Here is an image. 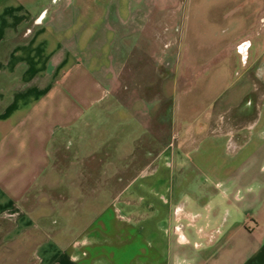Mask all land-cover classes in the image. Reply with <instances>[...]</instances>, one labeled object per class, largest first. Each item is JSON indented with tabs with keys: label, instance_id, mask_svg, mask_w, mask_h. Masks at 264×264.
<instances>
[{
	"label": "crops",
	"instance_id": "1",
	"mask_svg": "<svg viewBox=\"0 0 264 264\" xmlns=\"http://www.w3.org/2000/svg\"><path fill=\"white\" fill-rule=\"evenodd\" d=\"M108 12L107 0H0V264H264V42L243 71L251 115L201 118L206 148L228 154L224 183L151 212L158 199L132 172L169 148L157 95L147 106L118 84ZM196 121L172 137L178 154L197 147Z\"/></svg>",
	"mask_w": 264,
	"mask_h": 264
},
{
	"label": "rangeland",
	"instance_id": "2",
	"mask_svg": "<svg viewBox=\"0 0 264 264\" xmlns=\"http://www.w3.org/2000/svg\"><path fill=\"white\" fill-rule=\"evenodd\" d=\"M107 3V22L113 24L114 44L125 58V78L121 76L118 84L127 83L129 99H139L147 106L157 95L156 112L164 141L162 149L169 148L152 165V172L144 174L137 170L132 172L133 178L136 185L142 186V195L158 199L151 212L163 211L162 207L170 211L175 207L185 208L193 195L201 191L197 186L224 183L219 169L229 162L228 154L220 140L212 139L214 151L206 148L210 143L208 137H203L202 132L206 129L201 131L197 147L184 153L178 154L180 142L172 137L176 138L182 132L186 135L193 121L205 116L214 118L229 108L228 112L251 115L252 75L250 71H243L263 46L264 0H233L225 6L213 8L210 17L215 21L230 14L242 20L235 29L222 34L214 24L209 31L205 26L197 27L202 38L211 32L230 36L226 43L211 50H201L193 45L188 47L184 43L180 45L178 39L176 44L175 35L170 34L171 26L183 23L186 0H130L129 6L120 0H107ZM122 9H128V14L124 16ZM246 40L251 42V47L243 66L235 47ZM179 50L184 52L179 57L168 56ZM231 60L235 67L228 71L226 65ZM221 72L225 77L218 82L215 76ZM140 84L141 89L138 88ZM246 94H249L248 102L239 105L241 97ZM179 163L181 170L178 169ZM161 196L166 197L170 205L164 204V207ZM202 208L195 210L203 215L206 208Z\"/></svg>",
	"mask_w": 264,
	"mask_h": 264
},
{
	"label": "flooded vegetation",
	"instance_id": "3",
	"mask_svg": "<svg viewBox=\"0 0 264 264\" xmlns=\"http://www.w3.org/2000/svg\"><path fill=\"white\" fill-rule=\"evenodd\" d=\"M232 1L233 0H186L183 23H175V25L171 26L170 29L171 30L170 34L175 35L174 37H176V44L178 43L179 40L180 45L184 43L188 47L190 45H193L201 50L202 49L211 50L214 49L216 45H222L226 43L228 39H230V36L224 37L219 34L220 32H217V34H212L211 32L202 38V36H199V32H198L199 29L197 27L205 26L207 28V31H209L212 24H214L216 28H219L221 30V34L222 32L227 31L229 29H235L237 23H241L242 19L240 17L230 14L218 21H215L210 17V13L213 8L218 6L220 7L225 6L228 2L231 3ZM238 46L239 45L235 47L236 54H238L239 59L241 60L240 54L238 53L237 50ZM179 51H177V53L172 52L168 56H171L173 58L176 56L179 57L180 55H182V53H184ZM188 52H189L188 50L185 51L186 54H188ZM226 67L228 71L233 70V68L235 67V62L231 60L230 63L226 65ZM224 77H225L224 72H221L217 76H215V80L220 82ZM194 127L196 128V130L202 131L206 127V125L203 124L201 120L197 119Z\"/></svg>",
	"mask_w": 264,
	"mask_h": 264
},
{
	"label": "water",
	"instance_id": "4",
	"mask_svg": "<svg viewBox=\"0 0 264 264\" xmlns=\"http://www.w3.org/2000/svg\"><path fill=\"white\" fill-rule=\"evenodd\" d=\"M46 10L42 13L41 16H39L35 21H34V26H39L42 24L43 22V18L45 17L46 15ZM251 46V42L250 41H245L243 43H241L237 50H238V53L240 54V57H241V62H242V65L245 66L246 65V62H247V59H248V56H249V48Z\"/></svg>",
	"mask_w": 264,
	"mask_h": 264
}]
</instances>
